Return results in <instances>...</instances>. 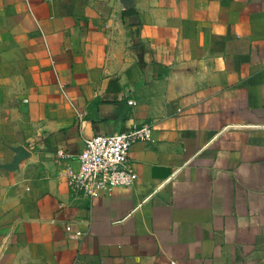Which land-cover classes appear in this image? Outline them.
Returning <instances> with one entry per match:
<instances>
[{
    "label": "crops",
    "instance_id": "0c3cea01",
    "mask_svg": "<svg viewBox=\"0 0 264 264\" xmlns=\"http://www.w3.org/2000/svg\"><path fill=\"white\" fill-rule=\"evenodd\" d=\"M143 125L134 185L75 195L84 141ZM17 148L0 264H264V0H0V166Z\"/></svg>",
    "mask_w": 264,
    "mask_h": 264
},
{
    "label": "built area",
    "instance_id": "2783aa9c",
    "mask_svg": "<svg viewBox=\"0 0 264 264\" xmlns=\"http://www.w3.org/2000/svg\"><path fill=\"white\" fill-rule=\"evenodd\" d=\"M150 140L151 129L146 125L85 140L78 155L79 170L69 181L75 195L93 201L111 196L116 188L133 186L137 176L128 166L130 149ZM65 232L79 244L87 237V232L73 230L72 224L65 226Z\"/></svg>",
    "mask_w": 264,
    "mask_h": 264
},
{
    "label": "water",
    "instance_id": "95a60500",
    "mask_svg": "<svg viewBox=\"0 0 264 264\" xmlns=\"http://www.w3.org/2000/svg\"><path fill=\"white\" fill-rule=\"evenodd\" d=\"M14 152L16 155L13 159V162L10 165L0 167L5 168L7 170H14L17 168V165L27 157V152L23 148L14 149Z\"/></svg>",
    "mask_w": 264,
    "mask_h": 264
}]
</instances>
